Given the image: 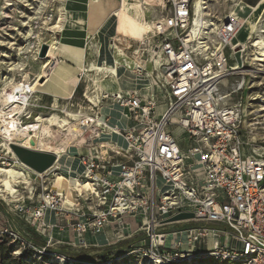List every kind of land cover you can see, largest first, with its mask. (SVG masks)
<instances>
[{
  "label": "built area",
  "instance_id": "built-area-1",
  "mask_svg": "<svg viewBox=\"0 0 264 264\" xmlns=\"http://www.w3.org/2000/svg\"><path fill=\"white\" fill-rule=\"evenodd\" d=\"M239 1L205 0L197 26L194 0L144 4L152 32L141 41L142 54L150 56L155 49L162 55L152 75V87L160 92L101 95L102 103L127 111L126 126L113 130L126 140V148L105 146L103 154L99 134L110 130L91 120L84 131L89 134L86 152L77 157L85 168L79 178L89 180L92 188L75 190V206L64 208L62 193L47 182L49 174L61 171L55 168L39 175L34 190H41L21 198L15 210L26 211V200H33L31 217L42 225L49 210L73 215L82 240L112 224L124 227L134 217L147 233L156 264L169 258L173 263L264 264V153L243 138L244 130L253 132V114L260 110L255 107L264 90L249 99L243 94L264 86L258 80L264 63L250 62L239 46ZM233 78L238 80L225 91ZM159 104L166 106L163 114L157 112ZM175 127L181 128V138ZM181 212L194 217L171 220Z\"/></svg>",
  "mask_w": 264,
  "mask_h": 264
},
{
  "label": "rangeland",
  "instance_id": "rangeland-1",
  "mask_svg": "<svg viewBox=\"0 0 264 264\" xmlns=\"http://www.w3.org/2000/svg\"><path fill=\"white\" fill-rule=\"evenodd\" d=\"M58 2L63 4V0H0V90L10 80L18 83L28 77L34 78L39 73L43 61L52 60L50 66L54 70L51 71L59 74L57 80H60V84L48 82L47 77L42 79V83H46V85L40 92L32 95L31 105L28 106L26 113L22 117L24 123H32L40 115L49 117L54 112L65 116L66 110L74 113H87L91 117L94 116L95 110L99 111V107L97 109L94 104H91L92 102L90 103L91 99L89 96L95 87L91 79L84 72L68 76L73 78H69L68 82L63 81L64 84L61 85L60 70L64 69L59 65L57 67V62L68 61L66 52L62 50L57 51L56 58L50 57L47 60V57L50 55V44L54 36L62 43L76 44L83 47H86L85 44L90 40L86 38V32L83 35L80 32V35H78L79 39H71L68 30L58 31V29L53 28L54 24L61 17L62 10L59 9ZM222 7L228 8L225 4ZM245 7L246 9L240 11L239 14L246 16L252 9V6L247 5ZM149 17L146 14L148 21ZM248 32V27L242 28L237 40H245ZM254 34L257 36L259 34L258 30ZM96 39H98L97 36ZM128 40L131 48L127 49V52L131 57H135L137 56L134 53L136 47L141 43L138 39ZM247 45L249 46L250 43ZM86 51V63L88 64L96 59V54L93 49L87 48ZM251 54L252 50L248 48L245 52V57L249 61L251 60ZM251 62L253 61L251 60ZM66 67L71 70L67 73L72 74L74 71L73 67L67 65ZM236 80L238 78L228 80L227 87L224 90H229L232 82ZM258 80L264 81V74H261ZM76 84L77 87L75 88ZM50 90H54L55 92H51ZM262 90H264V86L261 88L255 87L248 93H244L243 96L249 99L262 92ZM262 93V101L260 100L256 103L255 108L257 110H261L264 107V91ZM230 101L234 102L235 100L232 97ZM92 106L94 110L89 109ZM108 108L107 106L104 110H108ZM162 108L160 107V110ZM260 110L253 114L257 117L252 126L253 132L250 133L249 129L248 132L244 130L243 138L246 143L251 144L252 149L255 148L263 152L264 109ZM114 113L119 114L116 109H114ZM55 130L61 129L56 127ZM176 131L177 128L175 127L174 133ZM177 133L175 135L181 138V131ZM2 138L0 137V163L2 165L12 164L15 162V158L3 151V146L1 145ZM88 138L89 134L79 136L76 141L67 147V153L71 157H77V153L86 152L87 144L85 142L88 141ZM56 144H59V142L54 143L51 141V145ZM57 167L61 170L58 172L67 175L61 163H58ZM27 170L32 174L33 182L30 187L27 184L20 183L18 185L19 196L12 198V201L0 195V198H3L0 199V264H20L22 261L30 264H156L152 260V254L149 251L150 246L147 233L140 229L138 220L134 217H128L124 227L115 226L114 224L109 225L104 230L105 232L102 233L108 235V239L106 238V240L101 241L99 238H101L102 234H88L82 240L73 228V215H69L68 213L62 212L63 214L59 213L58 216L55 214L53 220H46L45 217V225H42L41 222H35L30 214L34 206L33 200H26L28 204L26 211L18 213L15 210V206L21 201L20 199H27V195L32 197L33 192L37 195L41 190V188H38L37 193L34 190L37 186V181H40L39 175L29 168ZM57 177V172L49 174L47 182L50 181L53 185L52 181H54L59 186L58 184L60 183L56 180ZM43 179H46V177L44 176ZM161 183L162 181L160 180L159 184ZM51 184L49 186L48 184H44V186L50 189L52 187ZM163 186L164 184H161V187ZM54 188L59 189L55 186ZM76 191H74L75 198ZM86 199L91 200L88 197ZM80 203L82 205H90L89 200H80ZM179 227H181L180 224ZM210 240V238L207 239L209 245L212 244ZM165 264L189 263L185 261L173 263L169 258ZM195 264H213V261L209 262L208 260L198 259Z\"/></svg>",
  "mask_w": 264,
  "mask_h": 264
},
{
  "label": "bare ground",
  "instance_id": "bare-ground-1",
  "mask_svg": "<svg viewBox=\"0 0 264 264\" xmlns=\"http://www.w3.org/2000/svg\"><path fill=\"white\" fill-rule=\"evenodd\" d=\"M159 1L160 0H88L87 4H89L90 8V22L92 26L89 31L100 26L99 34L101 36V42L100 44L90 45L97 51V58L88 64L84 62L83 58H79L77 66L81 72L88 75L95 87L92 94L89 96L92 104L99 107V111L95 110L94 116L91 117L87 113H74L66 110L65 116H61L57 112H54L49 117L40 115L32 123L23 122L22 117L26 113L28 106L31 105L32 95L36 92H40L46 85L42 83V79L47 77L48 81L51 78V82L60 84V80H57L59 74L51 71L54 70L50 66L52 60H48L50 57L56 58L57 51H60L62 47L60 41L55 36L50 44L51 49L49 52L50 55L47 57L48 61H43L39 73L34 78L28 77L24 81L18 83L10 80L0 90V137H3L1 145L3 146V151L15 158V162L12 164H0V195L12 201V198H17L19 196L18 185L20 183L27 184L30 187L33 182L32 174L27 168L36 172L37 175L44 173L48 174L55 168H59L57 167L56 160L53 167L44 173H39L18 159L12 149V144H19L33 150L51 152L56 155L59 162L65 168L67 175L57 172L58 177L56 180L60 184L57 186L54 181H52V183L53 187H58L59 192L62 193L63 205L65 208L75 206L74 191L76 189H78L77 191H89L92 188V184L89 180L81 181L79 178V175L85 170L83 164L78 157H71L66 151L67 147L76 141L79 136L85 135V126L90 124L91 120L96 121L98 124L106 123L110 130L107 133L103 131L99 134V139L103 142V154L106 153L105 146L126 148L118 141L117 137V141H115L118 142L120 146L115 145L112 141L108 142V140L113 136V130L116 131L118 126L117 121H125L127 119V111L122 109L119 117L112 116L111 122L101 120L100 109L103 106H109L110 108L114 106L102 103L101 95L104 92L118 93L121 92V89L130 90L137 88H141L144 90L143 93H147L153 86L155 82L152 77L154 67H159L163 61L160 52L155 49H150V56H144L142 54L143 47L142 44H140L141 48L140 46L136 47L134 52L137 56L133 57L135 59H132L127 49L131 48L128 39H138L141 43V41L143 42L147 37H150L152 23L146 19L144 4L154 5ZM204 3L205 0H194V10L197 15L195 26L198 25L201 14L205 12L203 9ZM236 5V9L234 8L235 14L240 15L242 18V28H249L247 38L242 41L238 40L240 42L239 46H243L245 52L248 48L252 50V61L264 63V0H261L254 6L246 16L239 14L240 11L246 9L245 5L242 4L241 1L237 2ZM58 7L62 10L61 17L54 24L53 28L59 31V29L63 28L61 21L64 18V5L58 2ZM194 30H197V27H195ZM241 30L238 32L237 38ZM257 30L259 34L252 39L248 46L247 44L250 42L249 39L252 38V35ZM144 64H147L145 70H143ZM58 65L62 67L63 63L58 61L57 67ZM147 71L150 72L149 75ZM63 84L62 81L61 85ZM89 109L94 110L92 107ZM263 109L264 107L261 110ZM157 112H160V107H157ZM56 127L61 130L56 131ZM93 131L96 132L95 129ZM179 131H181V128H177L175 134H178L177 132ZM51 141L54 143L59 142V144L51 145ZM256 151L259 154L264 153V151L261 152V150L256 149ZM55 173L56 172L53 174ZM167 186L168 184L165 183L162 188H167ZM50 211L51 210H49V212ZM50 213H52V211ZM51 216H53V214H50V217ZM210 239V241L213 242V232H211Z\"/></svg>",
  "mask_w": 264,
  "mask_h": 264
},
{
  "label": "crops",
  "instance_id": "crops-1",
  "mask_svg": "<svg viewBox=\"0 0 264 264\" xmlns=\"http://www.w3.org/2000/svg\"><path fill=\"white\" fill-rule=\"evenodd\" d=\"M260 1L261 0H242V4H244L245 6H247V5L248 6H252V8H254V6H256ZM87 2H88V0H79V1L64 0L63 1L64 18L61 21V23L63 25V28L59 29V31L68 30L70 32V35H71L70 38L71 39H79L78 35H80V32H82V35H83L84 32H86V34H87L86 38L90 39V40L87 42V44H85L86 47H83L81 45L79 46V45H76V44H66V43L60 42V44L62 46L61 50L67 53V58H68V61H61L63 63L62 68L64 69V70H62V69L60 70L61 71L60 72V76H61L60 78H61L62 81L68 82L71 78H73V77H68V76H71V75L74 76V75L79 74L81 72L78 69L77 65H78V62H79V58H83L84 62L86 63V60H87V51L86 50H87V48L88 49H93L94 53L96 54L95 56L97 58V51L95 50V48L91 47L90 44H100V42H101V36L99 34L100 26L98 28H96V29H92V31H89L92 28V26H91V22H90V8H89V4H87ZM94 35H96L98 37V39H96V36L94 37ZM139 46L141 48V45H139ZM74 57H76V58H74ZM131 58L134 59L133 57H131ZM66 65L73 67L74 71H73L72 74L71 73L70 74L67 73V72H70L71 70L69 68H67ZM146 65L147 64H144L143 70H145ZM147 73H148V75L150 74L149 71H147ZM48 82L51 83V78L48 80ZM77 84H76L75 88L77 87ZM75 88H74V90H75ZM122 90H124V91H134V92H136L138 94L145 95V96L151 95L153 91L160 92V89L157 88V87H154V88L151 87L150 90L147 93H143L144 90L141 89V88L130 89V90L121 89V92H122ZM50 91L51 92H55L54 90H50ZM145 92H146V90H145ZM158 107H163L162 110H160L159 114H163L166 111V106L164 104H159ZM104 108L105 107L103 106L100 109V113H101L100 118L103 121L106 120V118H107L109 122H111L112 116L119 117L120 113H121V110H122V108L120 106H118V105L112 106L111 108L109 107L108 110H104ZM113 108L116 109V111L119 112L118 115L114 113V109ZM111 109H113V111H111ZM125 121L124 120H118L117 121L118 126L121 127V128H124L126 126V122ZM173 131L175 132V128L173 129ZM112 135L113 136L110 137L112 143H115V145L120 146L118 144V142H116L117 138H118V141H120L124 145V147L127 146V142L122 136L116 135V134H112ZM58 163H60V162L57 159L56 164H58ZM50 212L49 211L47 212L46 220L47 219H52V220L54 219L53 217L55 215V212H53V211H52V213H50ZM50 214L51 215L53 214V216L50 217ZM108 227L109 226H107L106 228H108ZM106 228H105V230H106ZM106 238L108 239V235L102 234L101 238H99V240L104 241V240H106Z\"/></svg>",
  "mask_w": 264,
  "mask_h": 264
},
{
  "label": "water",
  "instance_id": "water-1",
  "mask_svg": "<svg viewBox=\"0 0 264 264\" xmlns=\"http://www.w3.org/2000/svg\"><path fill=\"white\" fill-rule=\"evenodd\" d=\"M12 149L22 163L33 168L39 173H44L45 171L53 167L57 160L56 155L51 152L33 150L19 144H12ZM193 217V212H181L173 216L171 220L177 221L182 219H190Z\"/></svg>",
  "mask_w": 264,
  "mask_h": 264
},
{
  "label": "trees",
  "instance_id": "trees-1",
  "mask_svg": "<svg viewBox=\"0 0 264 264\" xmlns=\"http://www.w3.org/2000/svg\"><path fill=\"white\" fill-rule=\"evenodd\" d=\"M20 264H30V263H28L26 261H22Z\"/></svg>",
  "mask_w": 264,
  "mask_h": 264
}]
</instances>
